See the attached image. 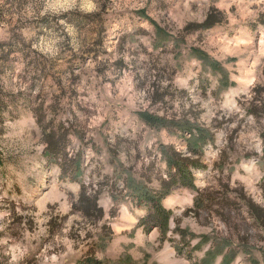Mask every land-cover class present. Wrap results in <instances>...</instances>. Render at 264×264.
Wrapping results in <instances>:
<instances>
[{
  "label": "rangeland",
  "instance_id": "obj_1",
  "mask_svg": "<svg viewBox=\"0 0 264 264\" xmlns=\"http://www.w3.org/2000/svg\"><path fill=\"white\" fill-rule=\"evenodd\" d=\"M170 151L202 166L161 228L132 193ZM242 194L264 207V0H0V264H264Z\"/></svg>",
  "mask_w": 264,
  "mask_h": 264
},
{
  "label": "trees",
  "instance_id": "obj_2",
  "mask_svg": "<svg viewBox=\"0 0 264 264\" xmlns=\"http://www.w3.org/2000/svg\"><path fill=\"white\" fill-rule=\"evenodd\" d=\"M215 20L213 18L212 13H210L203 24L196 25L198 27H210L215 24ZM191 26V25H190ZM186 28H194V26ZM254 112L255 111L254 109ZM41 120V117L39 118ZM62 133V134H61ZM58 133L55 131L44 132V141L46 142V152L48 154L56 155L60 153H64V146L66 141V135L63 132ZM63 151V152H62ZM170 157L168 166L170 169L169 178L167 180H162L161 188L159 190L151 191V190H134L132 195L134 198L138 200V203H145L150 205L149 209L154 211L153 213V222L156 224H160L161 228H164L165 225L168 224L172 217V213L170 210L164 208L162 206V199L170 193L172 188L176 185L188 186L195 188V176L193 169L197 167H201L202 164L197 160L190 159L189 157H182L176 151H170ZM86 186L82 184L78 201L76 203V210L83 213L84 216L94 218L95 220H99L103 217L104 211L98 204V195H90L87 193ZM242 199L245 201V205L247 207L248 215L251 219L259 224L264 225V207L255 203L251 198L247 197L245 194H242ZM212 198L208 195V193L199 191L196 198L195 204L196 209L207 208V202L211 203ZM211 213V212H210ZM219 253L222 250L218 251Z\"/></svg>",
  "mask_w": 264,
  "mask_h": 264
}]
</instances>
